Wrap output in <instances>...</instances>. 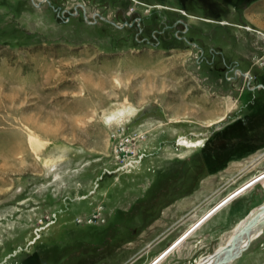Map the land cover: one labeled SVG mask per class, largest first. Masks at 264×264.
I'll return each instance as SVG.
<instances>
[{"label":"rangeland","instance_id":"rangeland-1","mask_svg":"<svg viewBox=\"0 0 264 264\" xmlns=\"http://www.w3.org/2000/svg\"><path fill=\"white\" fill-rule=\"evenodd\" d=\"M255 1L0 0V264H197L233 240L264 203ZM228 264H264V230Z\"/></svg>","mask_w":264,"mask_h":264},{"label":"bare ground","instance_id":"bare-ground-1","mask_svg":"<svg viewBox=\"0 0 264 264\" xmlns=\"http://www.w3.org/2000/svg\"><path fill=\"white\" fill-rule=\"evenodd\" d=\"M211 22V21H210ZM223 127H218L217 130L221 131ZM199 142V140L194 141L193 139L187 138V139H179L178 141V145L181 146V148H195L197 145V143ZM196 145V146H195ZM264 215V213L262 214ZM246 218V217H245ZM244 218V219H245ZM264 218V216H263ZM262 218V219H263ZM244 220L241 221V223ZM241 223L239 225H241ZM239 225L236 228L235 231V235L233 240L226 245L225 247H221L219 248L217 251L214 252V254H212L211 256H209L208 258L199 261L197 264H228V262L232 261L233 259H235L236 257H238L242 251L244 250V248H246L248 246V244H243L241 242H239L240 238H241V234H239V230H237L239 228ZM258 235L260 234H255L251 241L258 237ZM238 243V244H237ZM227 253L226 257H224L223 255Z\"/></svg>","mask_w":264,"mask_h":264},{"label":"water","instance_id":"water-1","mask_svg":"<svg viewBox=\"0 0 264 264\" xmlns=\"http://www.w3.org/2000/svg\"><path fill=\"white\" fill-rule=\"evenodd\" d=\"M264 213V203L255 209H253L244 219V221L239 225V234L241 238L239 242L243 244H248L255 234H260L264 230V218L262 215ZM263 218V219H262ZM238 244V243H237ZM227 253L223 256L226 257Z\"/></svg>","mask_w":264,"mask_h":264},{"label":"built area","instance_id":"built-area-1","mask_svg":"<svg viewBox=\"0 0 264 264\" xmlns=\"http://www.w3.org/2000/svg\"><path fill=\"white\" fill-rule=\"evenodd\" d=\"M32 1V3L35 5V6H39L40 4H48V5H51V2H50V0H36V1H34V0H31ZM38 2V3H37ZM52 7V9H53V11H54V13H56L57 14V17H59L60 18V20H62V21H64L63 19H66L67 18V20L66 21H68V17H66L65 16V14L68 12V13H70L69 11H67V10H62L60 7H57V8H55L54 6H51ZM56 9V10H55ZM75 12L76 13H80V10H82L83 11V15H84V10H83V8L82 7H76L75 9ZM84 18H86L85 16H84ZM137 19V18H136ZM140 19L141 18H138L137 19V24H139V22H140ZM105 20V18H103L98 12H95L92 16H91V19L90 20H87V19H85V21H87V23H89V24H94L93 23V21H95V22H99V21H104ZM135 23V24H136ZM133 24V23H132ZM131 23L129 24V25H132ZM139 26V25H138ZM236 27H241V28H243L244 30H247L248 32H253V33H255V29H252L251 30V28L250 27H246V26H241V25H236ZM256 33H257V36L260 38V42L262 43V44H264V33H262V32H257L256 31ZM255 35V34H254ZM233 68L234 67H231L230 69L231 70H233ZM230 70V71H231ZM229 71V72H230ZM228 72V73H229ZM240 73V71L238 70V69H235L234 70V74L235 75H238ZM248 78V80H249V82H250V80H251V78L248 76L247 77ZM258 87H261V88H258ZM264 89V86L263 85H257V86H255V89Z\"/></svg>","mask_w":264,"mask_h":264},{"label":"crops","instance_id":"crops-1","mask_svg":"<svg viewBox=\"0 0 264 264\" xmlns=\"http://www.w3.org/2000/svg\"><path fill=\"white\" fill-rule=\"evenodd\" d=\"M249 13L247 14L248 17L250 18H245V24L260 29L264 30V0H257L252 3L251 7H249ZM260 49V47L258 48ZM261 54L259 52H255V58L260 59ZM264 58V57H262ZM258 59V60H259ZM257 60V61H258ZM263 85V84H261ZM264 86V85H263Z\"/></svg>","mask_w":264,"mask_h":264}]
</instances>
